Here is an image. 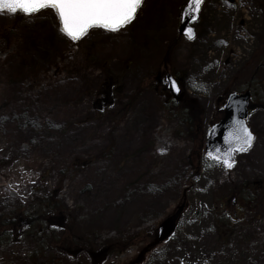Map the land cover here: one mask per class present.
I'll return each instance as SVG.
<instances>
[{
  "label": "rangeland",
  "instance_id": "374dc122",
  "mask_svg": "<svg viewBox=\"0 0 264 264\" xmlns=\"http://www.w3.org/2000/svg\"><path fill=\"white\" fill-rule=\"evenodd\" d=\"M246 1L207 0L192 39L178 31L187 0H144L124 27H93L78 42L51 8L0 12V213L23 214L35 190L41 198L59 189L58 201L76 212L73 231L91 234V244L68 245L64 264H264V194L246 193L264 192V29L240 47L241 60L228 64L236 47L212 39L211 63L191 64L207 22L211 35L217 22L239 24ZM252 1L264 17V0ZM164 65L201 109L189 135L174 118L182 106L158 82ZM210 72L219 85L196 84ZM247 90L255 139L227 168L205 154L207 130L225 95ZM136 95L123 118L96 117L108 107L101 98L116 101L115 111ZM74 161L84 169L65 173ZM181 206L174 232L158 242ZM23 228L2 232L0 264H32ZM48 257L39 264H55Z\"/></svg>",
  "mask_w": 264,
  "mask_h": 264
},
{
  "label": "trees",
  "instance_id": "16d2710c",
  "mask_svg": "<svg viewBox=\"0 0 264 264\" xmlns=\"http://www.w3.org/2000/svg\"><path fill=\"white\" fill-rule=\"evenodd\" d=\"M7 41L8 39L6 38L4 41H2V43L4 45H7ZM260 65L262 66L263 63H261ZM163 68L167 69L165 65ZM229 93H227L226 95H228ZM138 98V95L130 97L128 101L121 105L119 110L116 109L115 111H112L111 109L116 104V101L112 104H108L106 98H101V101L107 103L108 107L98 110V115L96 117H106L107 115L112 114L113 118H117L120 115L123 118L124 115L131 111L133 106H135ZM98 102L100 101H97V103ZM173 102L178 108L182 106L180 109H178L179 112L175 114L176 116H174V118L179 120L181 126L185 128L186 133H188L189 135V133H191L193 129L192 127L196 126L199 120H201V109L198 106L194 105V103L189 99L183 98L181 101ZM254 106L255 105H253V108ZM220 108L222 110V106ZM173 115V112H171L170 116L173 117ZM109 122L112 124V126H114L112 121ZM117 123L119 122H116L115 124ZM113 132H111L112 135ZM110 145L112 151L114 142ZM83 167L84 166H82L80 163L74 161L73 168H67L65 170V173L74 171V174L77 175L84 169ZM234 191H236V187ZM59 192V189H53L51 191H46L45 196L38 198L40 196H37V193L41 194L42 190H38V192L37 190H35L36 195L34 196L32 201L25 206L23 214H19V212L16 211H13L10 216L0 213V236H3V233L7 228L14 229L23 221L26 222V226L23 228L25 229V233L23 232V238L26 241L33 243L35 246L29 258L32 264H39L41 260L46 259L48 256V258L51 261H54L55 264H64L61 260L65 261L67 258H70L68 245L71 242L78 243L80 241H83L86 245L91 244V234L87 233L86 235L80 236L76 231H73V227H76V212L58 201ZM246 193L250 196L251 200H256L259 194H261L263 197L264 194L263 189L261 190L259 188L253 187H249ZM49 215L51 217H57L53 221V227H50ZM8 242L13 243L14 240L9 239Z\"/></svg>",
  "mask_w": 264,
  "mask_h": 264
},
{
  "label": "snow or ice",
  "instance_id": "6c2138e0",
  "mask_svg": "<svg viewBox=\"0 0 264 264\" xmlns=\"http://www.w3.org/2000/svg\"><path fill=\"white\" fill-rule=\"evenodd\" d=\"M201 3L202 0H188V7L193 12H198ZM141 6L142 0H0V12L20 11L31 15L41 9L51 8L58 18L60 31L72 41L81 39L93 27L119 30L134 19ZM192 19H196V16L193 15ZM185 32L191 38L192 30L188 28ZM171 83L173 88H176L175 81ZM253 139V134L246 124L237 120L225 135V142L230 145L228 151L223 156L213 155L211 152L207 155L231 168L235 163L233 153L247 151ZM233 144L235 147H231Z\"/></svg>",
  "mask_w": 264,
  "mask_h": 264
},
{
  "label": "water",
  "instance_id": "95a60500",
  "mask_svg": "<svg viewBox=\"0 0 264 264\" xmlns=\"http://www.w3.org/2000/svg\"><path fill=\"white\" fill-rule=\"evenodd\" d=\"M143 1L144 0H142V3ZM205 1L206 0H202L201 6L198 12H193L188 7V1H187L182 11V14H181L180 25H179V35L180 36H185L189 38V36L185 32V29L190 28L192 30V36L189 39L194 38V36L196 35V31H195V28L192 26V24L195 23L199 19L200 11ZM17 12H20V11H17ZM193 15L196 16V19H192ZM79 40L74 41V42H78ZM172 81H175L176 88L179 89L178 91L176 90V88H173L172 83H171ZM160 82L164 87L168 89L169 93L175 99H180L182 97L180 87L176 79L170 73L164 72L160 77ZM250 108H251V93L249 91L245 93H241V94L233 92L227 96L225 103L223 105L222 118L220 119L218 123L214 124L207 132V139L205 142V154L206 155L207 153L211 152L213 153V155L223 156V154L228 151V148L230 147V145L225 142V135L229 133L230 130L234 127L235 121L237 120L243 121L248 127V129L251 131V129L249 128L247 124ZM251 133L253 134L252 131ZM253 137L255 139L254 134H253ZM254 139L252 141V144L254 142ZM231 147H235V145L233 144L231 145ZM238 152L239 151H235L233 153L234 159H235V154ZM207 157L213 161L218 162L217 160L209 157L208 155ZM183 209H184L183 206L178 208L177 211L172 216H170L168 219H166L161 224V226L159 227L158 242L165 241L174 232L176 224L181 216V213L183 212ZM22 225H26V222L24 221L22 224H20V227Z\"/></svg>",
  "mask_w": 264,
  "mask_h": 264
},
{
  "label": "bare ground",
  "instance_id": "6f19581e",
  "mask_svg": "<svg viewBox=\"0 0 264 264\" xmlns=\"http://www.w3.org/2000/svg\"><path fill=\"white\" fill-rule=\"evenodd\" d=\"M254 2L255 1L252 0L246 1L241 11L242 19L241 22H239V24L235 23L234 25H231L227 22L225 23L217 22L218 25H216V27L214 28L213 35H211L210 33L212 26L210 27V25H208L209 22L208 21L205 28V32L201 39L203 41V43L201 44L202 47L201 49H199V47L196 49V56L192 60L191 64L193 65L195 62H198V66L201 67V65H207L211 63V60L213 59L214 56L213 54L206 55V53L207 50H212V47L211 48L209 47L210 46L209 41L212 39L215 41L219 40L221 41L222 44L225 43L227 40H229L236 47L235 55L231 56L229 59L227 58L226 60L228 64L230 60L231 61L241 60L242 49H240V47L242 48V45L245 44L248 45L250 37L253 36V34L255 33L257 34L259 32L260 26L264 29V17H261V15L258 13L257 4L256 2L255 3ZM240 23L242 27H240ZM226 30L227 32H225ZM220 77L221 75L219 72H210V74L207 77L197 76L195 82L196 84L205 83L211 85H219ZM145 125L146 122H144V126Z\"/></svg>",
  "mask_w": 264,
  "mask_h": 264
}]
</instances>
